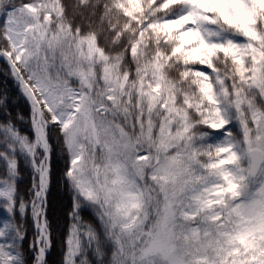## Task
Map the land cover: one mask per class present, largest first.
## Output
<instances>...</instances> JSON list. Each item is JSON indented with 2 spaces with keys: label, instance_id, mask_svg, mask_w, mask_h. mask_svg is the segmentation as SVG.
<instances>
[{
  "label": "snow or ice",
  "instance_id": "obj_1",
  "mask_svg": "<svg viewBox=\"0 0 264 264\" xmlns=\"http://www.w3.org/2000/svg\"><path fill=\"white\" fill-rule=\"evenodd\" d=\"M0 62V264L54 181L60 264H264V0H0Z\"/></svg>",
  "mask_w": 264,
  "mask_h": 264
},
{
  "label": "trees",
  "instance_id": "obj_2",
  "mask_svg": "<svg viewBox=\"0 0 264 264\" xmlns=\"http://www.w3.org/2000/svg\"><path fill=\"white\" fill-rule=\"evenodd\" d=\"M6 77L4 76V64L0 62V87H5ZM22 107V106H21ZM61 154L57 152V160L59 164L56 167H63V160L60 158ZM59 178V173H57V179ZM21 179L24 181V184L21 185L23 189L30 185L31 177L28 174H24ZM69 199L65 194L64 188L62 185L53 183L51 193L49 196V216L53 224V240L54 248L51 251L48 259L49 264H60L63 255V235L66 231L65 219L63 216V209L68 206ZM85 219L87 220L90 216L89 213H85ZM30 219V217H29ZM32 233L29 232V240H31Z\"/></svg>",
  "mask_w": 264,
  "mask_h": 264
}]
</instances>
